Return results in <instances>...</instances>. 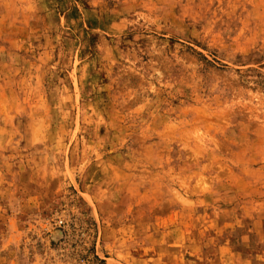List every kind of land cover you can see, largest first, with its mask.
Here are the masks:
<instances>
[{
	"label": "rangeland",
	"instance_id": "obj_1",
	"mask_svg": "<svg viewBox=\"0 0 264 264\" xmlns=\"http://www.w3.org/2000/svg\"><path fill=\"white\" fill-rule=\"evenodd\" d=\"M0 264H264V0H0Z\"/></svg>",
	"mask_w": 264,
	"mask_h": 264
}]
</instances>
